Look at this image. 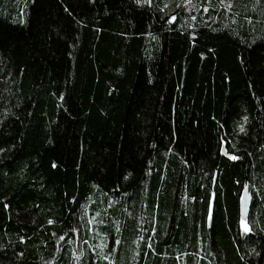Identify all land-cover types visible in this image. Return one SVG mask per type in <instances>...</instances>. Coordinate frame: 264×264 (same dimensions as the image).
<instances>
[{
  "label": "trees",
  "instance_id": "16d2710c",
  "mask_svg": "<svg viewBox=\"0 0 264 264\" xmlns=\"http://www.w3.org/2000/svg\"><path fill=\"white\" fill-rule=\"evenodd\" d=\"M0 264H264V0H0Z\"/></svg>",
  "mask_w": 264,
  "mask_h": 264
},
{
  "label": "water",
  "instance_id": "95a60500",
  "mask_svg": "<svg viewBox=\"0 0 264 264\" xmlns=\"http://www.w3.org/2000/svg\"><path fill=\"white\" fill-rule=\"evenodd\" d=\"M222 154L227 158H232V156H230L225 152L224 148H222ZM249 207H250V195L247 193L245 187L242 196L240 198V218L242 221H245L247 219L249 213Z\"/></svg>",
  "mask_w": 264,
  "mask_h": 264
},
{
  "label": "rangeland",
  "instance_id": "374dc122",
  "mask_svg": "<svg viewBox=\"0 0 264 264\" xmlns=\"http://www.w3.org/2000/svg\"><path fill=\"white\" fill-rule=\"evenodd\" d=\"M241 229L244 230V231H247V226H246V224L244 222L241 223Z\"/></svg>",
  "mask_w": 264,
  "mask_h": 264
}]
</instances>
